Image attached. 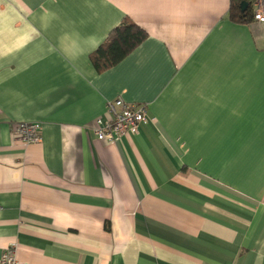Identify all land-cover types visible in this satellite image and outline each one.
I'll return each mask as SVG.
<instances>
[{
	"label": "crops",
	"instance_id": "1",
	"mask_svg": "<svg viewBox=\"0 0 264 264\" xmlns=\"http://www.w3.org/2000/svg\"><path fill=\"white\" fill-rule=\"evenodd\" d=\"M230 0H0V256L264 264V24ZM146 32L96 71L122 21ZM115 98L149 124L95 139ZM42 123L40 140L12 135Z\"/></svg>",
	"mask_w": 264,
	"mask_h": 264
},
{
	"label": "built area",
	"instance_id": "2",
	"mask_svg": "<svg viewBox=\"0 0 264 264\" xmlns=\"http://www.w3.org/2000/svg\"><path fill=\"white\" fill-rule=\"evenodd\" d=\"M254 21L264 24V0H252ZM106 118L98 117L92 128L95 139L115 142L124 135L136 134L140 126L149 124L145 103H128L115 98L106 104ZM42 123L38 121L16 122L12 125V135L23 143L40 140ZM0 264H18L14 245H8L0 256Z\"/></svg>",
	"mask_w": 264,
	"mask_h": 264
},
{
	"label": "trees",
	"instance_id": "3",
	"mask_svg": "<svg viewBox=\"0 0 264 264\" xmlns=\"http://www.w3.org/2000/svg\"><path fill=\"white\" fill-rule=\"evenodd\" d=\"M248 3L241 10V2ZM252 0H230L228 18L232 22L250 23L254 21ZM146 36V32L130 21H122L110 30L106 38L90 53V61L96 71L108 69L122 60Z\"/></svg>",
	"mask_w": 264,
	"mask_h": 264
},
{
	"label": "water",
	"instance_id": "4",
	"mask_svg": "<svg viewBox=\"0 0 264 264\" xmlns=\"http://www.w3.org/2000/svg\"><path fill=\"white\" fill-rule=\"evenodd\" d=\"M247 5H248V3H246V2H241L240 3V8H241V10L243 11V10H245L246 9V7H247Z\"/></svg>",
	"mask_w": 264,
	"mask_h": 264
}]
</instances>
